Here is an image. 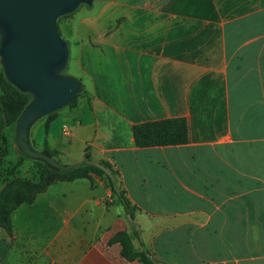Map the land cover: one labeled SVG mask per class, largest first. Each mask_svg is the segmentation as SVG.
<instances>
[{
    "label": "crops",
    "instance_id": "1",
    "mask_svg": "<svg viewBox=\"0 0 264 264\" xmlns=\"http://www.w3.org/2000/svg\"><path fill=\"white\" fill-rule=\"evenodd\" d=\"M91 5L68 43L82 91L27 141L64 165L110 164L132 217L104 175L55 179L0 224V264H144L140 251L157 264H264V0ZM167 120L185 122V143L136 145L135 126ZM4 131L5 163L16 145ZM15 153L4 169L38 183Z\"/></svg>",
    "mask_w": 264,
    "mask_h": 264
},
{
    "label": "water",
    "instance_id": "2",
    "mask_svg": "<svg viewBox=\"0 0 264 264\" xmlns=\"http://www.w3.org/2000/svg\"><path fill=\"white\" fill-rule=\"evenodd\" d=\"M93 0H0V66L4 78L32 100L16 123L19 154L40 159L67 171L85 164L62 165L25 142L30 125L39 117L69 105L80 92L78 79L63 75L68 60L67 43L60 37L57 19Z\"/></svg>",
    "mask_w": 264,
    "mask_h": 264
},
{
    "label": "trees",
    "instance_id": "3",
    "mask_svg": "<svg viewBox=\"0 0 264 264\" xmlns=\"http://www.w3.org/2000/svg\"><path fill=\"white\" fill-rule=\"evenodd\" d=\"M0 87L2 91V95L0 97L1 166V160L6 153L5 139L3 136H1V132L6 127L15 125L14 127L16 135L17 120L20 114L32 100V95L29 93L18 91L14 86L7 82V80L3 76V73L0 78ZM81 91L82 86L80 92ZM73 101L71 103H73ZM15 104H18L19 106L17 112H14V109H12L11 107ZM54 113L48 114L47 116L51 117ZM133 137L138 147L185 143L186 124L183 120H167L141 124L133 128ZM25 142L29 146L27 139ZM32 150L35 151L34 149ZM42 153L47 157L54 159L57 163L60 164L59 160L56 158L55 152L44 150ZM24 159L33 160L36 168V173L39 176V181L38 183H32L31 181L21 180L18 178L9 179L8 175L5 177L4 186L0 190V224L4 228H6V230H9L10 227V211L21 203H31L34 200L35 195L43 191L53 180L60 179L70 181L80 178H86L90 173L98 176L104 175L107 178L108 186L112 191V194H116L118 196L120 203L124 206L126 212L130 215V217H132L133 208L130 206L128 200L124 197L123 191L119 190L117 186L119 174L107 162L99 161L97 163V166L85 164L64 171L50 166L43 160L29 158L28 156L20 154V160ZM84 159L89 161V157L87 155L84 156ZM137 257H139L144 262V264H157L156 262L151 260L148 252L146 251H140L137 254Z\"/></svg>",
    "mask_w": 264,
    "mask_h": 264
},
{
    "label": "rangeland",
    "instance_id": "4",
    "mask_svg": "<svg viewBox=\"0 0 264 264\" xmlns=\"http://www.w3.org/2000/svg\"><path fill=\"white\" fill-rule=\"evenodd\" d=\"M92 7V5H91ZM90 6H86V5H80L74 12L61 16L57 19L56 25H57V29L59 32L60 37L67 43V47H68V43L70 44L74 38L73 32L76 28L78 29H84L85 28V19L89 18V16L87 15L88 13L91 12H97L98 8H96L95 6L93 7V9ZM71 45V44H70ZM70 66V64H69ZM65 67L63 69V71L61 72V74L63 75H69V68L70 67ZM72 77V76H71ZM74 78V77H73ZM12 109H14V112L18 111V104L12 105L11 106ZM15 125H11L10 127H12V135L15 138ZM8 131H4V129L1 132V136L4 137L5 139V147L7 149V143H6V135H8ZM10 143L11 140L9 139ZM15 152H17V149L15 147H12L9 144V152H8V156L5 158V163H4V157L1 160V166H0V184H3V181L5 180L6 174L9 173L10 175L14 174V168L11 169V171L7 172V169H4V166H9L11 163H13V159L15 157ZM60 162V161H59ZM5 164V165H4ZM60 164H62L60 162ZM64 165V164H62ZM34 169L36 170V168L34 167ZM9 176L10 178H15V176ZM24 179L21 180H28L30 181V179L35 178V176H32V174H30V176H23ZM33 183V182H32Z\"/></svg>",
    "mask_w": 264,
    "mask_h": 264
}]
</instances>
